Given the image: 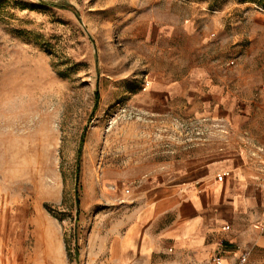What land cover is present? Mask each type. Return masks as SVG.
<instances>
[{
	"label": "rangeland",
	"instance_id": "1",
	"mask_svg": "<svg viewBox=\"0 0 264 264\" xmlns=\"http://www.w3.org/2000/svg\"><path fill=\"white\" fill-rule=\"evenodd\" d=\"M225 151L264 152V0H0V194L28 203L18 264H115L101 237L142 185ZM217 245L205 264L234 244Z\"/></svg>",
	"mask_w": 264,
	"mask_h": 264
},
{
	"label": "crops",
	"instance_id": "2",
	"mask_svg": "<svg viewBox=\"0 0 264 264\" xmlns=\"http://www.w3.org/2000/svg\"><path fill=\"white\" fill-rule=\"evenodd\" d=\"M137 198L132 215L118 219L120 230L101 237L115 264H171L163 259L174 256L182 264H205L223 236L234 245L218 264H264V152L259 158L225 151L178 161L163 181L144 183ZM27 204L14 205L0 194V264L19 262ZM253 216L262 221L260 231L250 222ZM236 243L245 246L243 262ZM153 257H159L155 263Z\"/></svg>",
	"mask_w": 264,
	"mask_h": 264
},
{
	"label": "built area",
	"instance_id": "3",
	"mask_svg": "<svg viewBox=\"0 0 264 264\" xmlns=\"http://www.w3.org/2000/svg\"><path fill=\"white\" fill-rule=\"evenodd\" d=\"M231 63H233V62H231ZM222 178H223V174L218 175V176L216 177V179H217L218 181H222ZM245 258H246V253H245V252L241 253V255H240V257H239L240 262H243V261L245 260ZM219 260H220V257H219V256H214V257L212 258V261H213L215 264H218Z\"/></svg>",
	"mask_w": 264,
	"mask_h": 264
},
{
	"label": "trees",
	"instance_id": "4",
	"mask_svg": "<svg viewBox=\"0 0 264 264\" xmlns=\"http://www.w3.org/2000/svg\"><path fill=\"white\" fill-rule=\"evenodd\" d=\"M97 97H98V94L96 93V99H97Z\"/></svg>",
	"mask_w": 264,
	"mask_h": 264
}]
</instances>
